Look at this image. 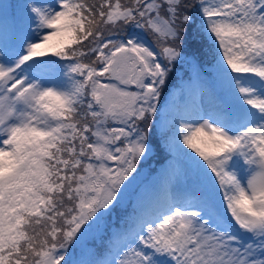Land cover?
Listing matches in <instances>:
<instances>
[{
    "label": "rangeland",
    "instance_id": "374dc122",
    "mask_svg": "<svg viewBox=\"0 0 264 264\" xmlns=\"http://www.w3.org/2000/svg\"><path fill=\"white\" fill-rule=\"evenodd\" d=\"M154 3L155 1L149 3L148 7H154ZM3 5H7V0H0V15L4 13ZM74 6L73 0L72 4L70 0H31L30 7L35 16L26 22L24 33L21 34L26 52L23 57H36L49 52L55 46L62 47L69 43L65 36L70 32L71 23L72 28L74 27V20L70 17ZM115 7L116 9H111L108 15V19L112 21H118L130 12V9H125L120 4H115ZM207 7L209 8L206 12L222 13V16L208 20V31L216 36L217 43L221 45V66L224 67L223 72L226 70V75L218 77L220 95H217L210 82L204 79L203 82L197 80L192 84L193 94L204 106L199 108L194 104L196 110L191 112L192 116L188 122L178 119L180 123L175 124L174 131H180L181 137L175 143L178 151L195 156L224 152L235 139L241 140L242 148L250 149L247 155L240 152L231 156L224 155L228 157L221 164L207 165L205 169H201L200 174L185 161H180L177 173L179 186L174 188V192L177 194L180 191L181 194L183 189H191L194 193L193 200L198 206H192L190 211L183 213L175 210L170 218L178 228L183 226L197 232L199 237L195 249L202 264H231L233 249L225 231L209 222L206 217L205 209L216 213L213 203H218L253 228L255 245L251 255L255 264H264V124L258 128L246 125L242 131L232 130L227 124L230 111L242 113L244 106L251 103L250 97L260 89L262 91L259 102L264 111V0H208ZM2 19L4 24L9 23L7 18ZM10 38L11 36H6L0 39V124L3 125L0 128V186L12 180L11 176L5 174L10 166L14 165L21 146L43 142L61 128V120L51 115L40 100L51 106L54 100L70 103L80 98L84 90L80 79H74L70 75L72 68L57 70L58 77L51 82L41 81L36 77L28 78L18 71V59H8L2 51V45ZM132 45L133 48L145 47L141 40ZM129 48L132 46L129 47L127 42L121 40L120 45L115 48V53L120 54L119 58L110 60L101 68L106 67L108 71H113L114 75L117 73L122 80L118 78L116 83L111 84L103 81L104 83L96 87L99 107L111 111L119 108L123 120L130 116L131 108L140 95L146 97L141 93H131L127 84L131 78L128 69L134 72L133 80H139L141 84L146 79L145 75H149V79L145 81L146 87H151L154 82V64L151 61L147 63L151 70L139 76L137 58L132 51H127ZM243 74H249L259 80L254 83L251 78L242 76ZM9 88L30 92L28 103L25 104L27 117L15 116L11 111L7 90ZM153 103L152 101L148 106L151 107ZM91 104L92 102L88 104L89 111ZM117 104L120 106L117 107ZM188 112L187 108H183V115ZM89 116L93 129L100 121L104 124H111L113 121L109 115L101 116L90 112ZM166 116L158 122L159 127L171 128L174 118ZM101 130V127H98V132ZM128 136L132 137L131 132H128ZM254 143L255 146H252ZM111 151L116 157H113L116 167L114 164L108 167L117 175L115 181L118 182L126 171L125 167H121L119 160L124 155L117 153L114 148ZM168 165V162L163 164L159 172L138 190L135 203L140 213L145 210L157 213L156 211L162 208L160 202L154 199L151 185L163 184L162 176ZM204 173L205 183L201 181ZM130 188L135 190L138 184L131 181ZM109 189V186L105 187L106 193L115 197ZM121 232L122 230L114 228L113 235Z\"/></svg>",
    "mask_w": 264,
    "mask_h": 264
},
{
    "label": "trees",
    "instance_id": "16d2710c",
    "mask_svg": "<svg viewBox=\"0 0 264 264\" xmlns=\"http://www.w3.org/2000/svg\"><path fill=\"white\" fill-rule=\"evenodd\" d=\"M194 1L160 0L151 8L146 0H79L77 11L73 13L74 27L71 23L70 32L65 36L69 43L55 46L48 55L70 60L75 58L80 68L94 66L98 62V54L102 53L97 44L99 37L125 31L130 23L136 22V27L141 26L154 41L166 42L163 47L157 46L164 62V75L157 85L158 93L152 91L148 94V98L158 102L164 97L166 84L174 77L175 68L182 62L183 55L192 58L191 53L208 46V36L199 24L192 5ZM10 3L19 5L17 0H10ZM115 4L130 9L118 21L108 19L110 10L116 9ZM208 56L215 57L213 53H208ZM68 106L56 107L58 114L66 118L59 132L42 143L32 144L30 150L24 149L19 162L7 172L12 180L0 188L3 201L0 220L1 215H6L4 222L10 226L6 232L0 222L2 264H36L43 261L56 246L61 248V253L55 255V261L69 264L79 251H90L92 244L100 245L105 239L107 224L116 213L122 212L124 206L119 202L102 210L96 202L99 185L95 184L102 181L95 175L83 177L85 162H89L85 156L91 154L93 138L90 131L93 126L82 98ZM142 108L144 111L137 118L146 126V137L153 139L156 108ZM107 135L105 133L98 140L99 150L105 146ZM152 147L142 144L136 150L137 155L150 156L146 161H137L136 171L139 173L149 163L147 169L161 161L162 153ZM95 173L100 174L97 170ZM84 206L91 207L88 220L93 222V230L80 231L83 221L79 215ZM10 212L17 215V228L14 220H9ZM124 257L121 255L116 264H129Z\"/></svg>",
    "mask_w": 264,
    "mask_h": 264
},
{
    "label": "bare ground",
    "instance_id": "6f19581e",
    "mask_svg": "<svg viewBox=\"0 0 264 264\" xmlns=\"http://www.w3.org/2000/svg\"><path fill=\"white\" fill-rule=\"evenodd\" d=\"M182 199H183V196L176 197L177 204H180V202L182 201ZM185 208H187V207H185Z\"/></svg>",
    "mask_w": 264,
    "mask_h": 264
}]
</instances>
